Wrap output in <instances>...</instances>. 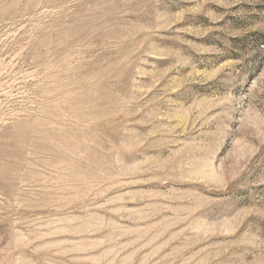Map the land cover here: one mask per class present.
I'll list each match as a JSON object with an SVG mask.
<instances>
[{
	"label": "rangeland",
	"instance_id": "1",
	"mask_svg": "<svg viewBox=\"0 0 264 264\" xmlns=\"http://www.w3.org/2000/svg\"><path fill=\"white\" fill-rule=\"evenodd\" d=\"M0 264H264V0H0Z\"/></svg>",
	"mask_w": 264,
	"mask_h": 264
}]
</instances>
